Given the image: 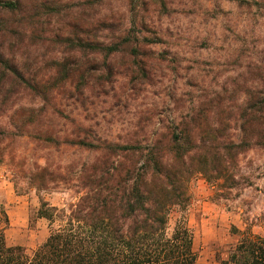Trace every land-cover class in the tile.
<instances>
[{
    "label": "rangeland",
    "instance_id": "obj_1",
    "mask_svg": "<svg viewBox=\"0 0 264 264\" xmlns=\"http://www.w3.org/2000/svg\"><path fill=\"white\" fill-rule=\"evenodd\" d=\"M22 2L27 14L8 16L14 29L0 32V206L9 245L31 251L45 242L41 199L64 202L36 189L40 169L70 178L71 167L96 157L63 145L69 135L125 144L167 127L178 135L181 123L201 151L196 159L212 169V147L228 168L223 179L198 175L190 185L186 218L199 262L228 258L238 242L233 227L264 237V0ZM91 22L101 23L97 37L123 33L128 47L96 56L95 75L105 81L82 94L66 80L70 71H60L71 67V41L87 39Z\"/></svg>",
    "mask_w": 264,
    "mask_h": 264
},
{
    "label": "trees",
    "instance_id": "obj_2",
    "mask_svg": "<svg viewBox=\"0 0 264 264\" xmlns=\"http://www.w3.org/2000/svg\"><path fill=\"white\" fill-rule=\"evenodd\" d=\"M24 13L27 7L22 0H0V32L14 29L6 21L8 16ZM89 26L87 39L71 41L73 62L64 61L71 67L60 71V77L70 71L66 80L77 83L82 94L92 81H105L103 75H95L96 67L102 65L96 56L123 51L125 38L122 33L109 41L100 39L97 32L101 23ZM86 50L90 53L79 58ZM255 121L252 118L249 122ZM181 127L183 123L178 135L167 127L163 133L125 144L91 140L84 131L69 135L63 145L96 157L71 167L67 173L70 178L49 167L40 169L45 177L36 189L63 194L65 199L62 206L41 199L38 218L48 222L49 236L36 249L9 245L10 218L0 206V264H201L186 218L190 185L198 175L223 179L228 168L219 150L212 147V169L207 159H196L201 151L195 142L187 141ZM49 139L59 142L51 136ZM261 142L255 141L253 147ZM48 175L57 177L47 180ZM232 231L238 237L237 244L227 259L214 264H264V237L253 234L250 227L244 231L233 227Z\"/></svg>",
    "mask_w": 264,
    "mask_h": 264
}]
</instances>
